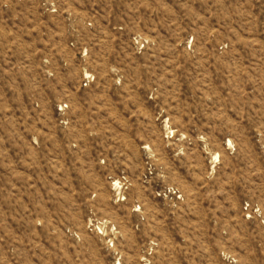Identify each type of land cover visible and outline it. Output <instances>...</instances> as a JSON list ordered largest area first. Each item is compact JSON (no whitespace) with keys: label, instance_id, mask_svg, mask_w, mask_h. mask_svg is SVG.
Here are the masks:
<instances>
[{"label":"rangeland","instance_id":"rangeland-1","mask_svg":"<svg viewBox=\"0 0 264 264\" xmlns=\"http://www.w3.org/2000/svg\"><path fill=\"white\" fill-rule=\"evenodd\" d=\"M0 264H264V0H0Z\"/></svg>","mask_w":264,"mask_h":264},{"label":"built area","instance_id":"built-area-1","mask_svg":"<svg viewBox=\"0 0 264 264\" xmlns=\"http://www.w3.org/2000/svg\"><path fill=\"white\" fill-rule=\"evenodd\" d=\"M88 83H89V82H87V83L85 84V87H87V86H88Z\"/></svg>","mask_w":264,"mask_h":264}]
</instances>
